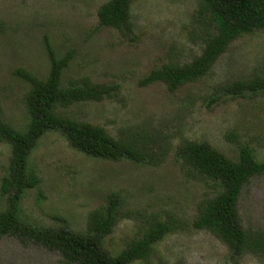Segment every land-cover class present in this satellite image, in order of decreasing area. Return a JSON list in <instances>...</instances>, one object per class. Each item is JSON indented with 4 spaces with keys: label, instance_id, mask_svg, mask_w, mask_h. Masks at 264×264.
<instances>
[{
    "label": "rangeland",
    "instance_id": "obj_1",
    "mask_svg": "<svg viewBox=\"0 0 264 264\" xmlns=\"http://www.w3.org/2000/svg\"><path fill=\"white\" fill-rule=\"evenodd\" d=\"M107 0H0V109L2 119L24 130L26 71L45 79L49 50L55 58L70 54L62 84L81 77L93 83L116 84L119 93L101 102L80 103L63 113L102 127L110 136H142L155 145L158 165H138L88 157L72 149L59 132H48L32 152L29 165L38 188L27 190L20 219L29 225L86 231L89 214L111 194L121 198L120 218L102 242L111 256L123 250L154 220L176 219L182 229L159 241L145 261L130 264H264L250 253L231 256L210 233L190 224L208 187L189 180L174 155L183 139L205 141L236 160L238 144L249 146L264 162V95L219 96V87L264 77V29L233 42L201 80L175 93L162 84L141 85L154 68L188 63L201 53L203 26L195 19L198 0H135L130 9L132 33L99 28L97 10ZM10 149L0 145V182ZM0 195V212L7 206ZM238 210L243 228L264 231V174L243 188ZM0 264H65L57 252L20 242L0 240Z\"/></svg>",
    "mask_w": 264,
    "mask_h": 264
},
{
    "label": "trees",
    "instance_id": "obj_2",
    "mask_svg": "<svg viewBox=\"0 0 264 264\" xmlns=\"http://www.w3.org/2000/svg\"><path fill=\"white\" fill-rule=\"evenodd\" d=\"M135 0H107L97 10V25L132 33L130 9ZM195 19L203 26V47L188 63H165L152 69L141 85L162 84L175 93L182 87L203 79L218 58L239 38L264 29V0H198ZM71 55L55 58L49 50L50 70L45 79H38L26 71L16 74L28 84L24 96L27 124L20 131L2 119L0 109V145H7L10 156L5 175L0 182V195L7 198L5 210L0 212V240L13 236L48 251L57 252L65 264H130L147 260L155 247L168 234L182 229L174 218L154 220L141 231L139 238L111 256L102 249L123 217L121 198L107 197L104 206L93 210L87 218L86 231L76 233L63 228L36 227L24 223L20 217V203L24 193L38 188L40 179L30 167L29 159L38 141L48 132H59L68 145L88 157L127 161L138 165H158L155 145L142 136H110L102 127L75 120L63 113L70 107L89 102H101L118 95L116 84L93 83L81 77L67 85L62 76ZM217 102L222 98H244L264 95V77L250 81L238 80L219 87ZM226 139L238 146V157L232 160L205 141L183 139L174 148L182 173L189 179L207 185L208 195L199 201L190 224L193 230H203L220 240L231 256L250 253L264 258V231L249 232L241 224L238 203L243 188L250 179L264 174V162L258 161L253 150Z\"/></svg>",
    "mask_w": 264,
    "mask_h": 264
}]
</instances>
